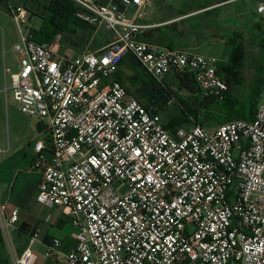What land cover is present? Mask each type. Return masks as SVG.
<instances>
[{
	"label": "built area",
	"instance_id": "built-area-1",
	"mask_svg": "<svg viewBox=\"0 0 264 264\" xmlns=\"http://www.w3.org/2000/svg\"><path fill=\"white\" fill-rule=\"evenodd\" d=\"M6 1L21 34L14 97L50 131L49 143L32 149L36 199L60 208L75 228L66 263L264 264V97L251 120L171 131L157 106L141 103L118 78L127 55L158 82L193 73L206 94L220 98L228 84L216 56L139 39L149 0H74L76 18L112 32L102 49L76 57L62 54L61 35L36 41L30 11ZM257 10L264 12V0ZM19 218V207L0 200V238L12 264L60 254L63 239L44 242L39 232L19 253Z\"/></svg>",
	"mask_w": 264,
	"mask_h": 264
},
{
	"label": "crops",
	"instance_id": "crops-1",
	"mask_svg": "<svg viewBox=\"0 0 264 264\" xmlns=\"http://www.w3.org/2000/svg\"><path fill=\"white\" fill-rule=\"evenodd\" d=\"M40 1L42 0H14V4L26 5V2L27 6L32 8L30 22L34 30L38 32L44 25V18L39 9ZM95 1L100 4L116 2V0ZM258 2L259 0H149L143 10V16L138 18L139 22L147 25L139 35V39L165 47L179 48L188 53L212 54L219 61H225L227 58L226 38L230 32H238L245 39L244 76L246 78L245 85L248 87L259 62L262 60L264 63V12L257 10ZM137 9L136 6H131L128 9L129 15L136 17ZM1 10L9 13L6 0H0ZM89 26L88 28L72 26L70 30L55 36H62V54L68 57H76L87 50H100L112 40V32L105 26ZM101 27H105L108 33L101 34ZM67 33L83 38L77 41L74 36L67 40ZM37 35L44 41H48L50 37L47 30L39 32ZM67 41L70 42V45H67ZM222 45L225 46V51L220 56L218 51ZM205 49L210 52L203 53ZM6 68L9 67L4 63V86L0 88V91L4 90L5 93L9 90L7 84L9 72H5ZM137 74H139V70L136 73L127 66L119 67L117 76L121 78V82L131 91L132 95L139 89L137 86L140 87V84L132 86L128 78H132L134 82H139L140 78ZM159 83L168 86L169 83H174L177 86L178 80L176 75L170 73L164 77L163 82ZM175 96L173 95L170 103L175 101ZM34 127L37 132L34 137L35 142L46 139V142L49 143L50 131L46 129V123L39 122ZM8 133L9 124L7 121L2 130L0 126V143L4 144V147H1V152H4V155L0 158V200L6 203L8 208L19 207L20 209V218L14 236L19 249L23 250L28 243L30 234L39 232L44 242L46 237L48 240L52 237H60L52 229H57L56 227H61L71 220L63 214L60 208L45 206L37 201L40 174L32 169L34 163L32 155L27 152L24 161L20 164L17 163L16 152L11 151ZM1 134L4 137V143L1 142ZM22 168H25L24 171ZM32 204L41 205L48 215L55 216V221L53 223L46 222V225L42 227L43 222L38 223L40 220L37 221L36 214L30 210ZM74 232L72 231L70 235L65 237H60L63 239L64 245L58 256L63 259V262L61 263L59 260L58 264H67L64 255L74 247ZM42 246L44 247L43 244ZM40 256L43 255H39L38 258ZM0 264H12L2 238H0Z\"/></svg>",
	"mask_w": 264,
	"mask_h": 264
},
{
	"label": "trees",
	"instance_id": "trees-1",
	"mask_svg": "<svg viewBox=\"0 0 264 264\" xmlns=\"http://www.w3.org/2000/svg\"><path fill=\"white\" fill-rule=\"evenodd\" d=\"M25 4L24 6L32 12V8L27 6L26 2ZM39 9L44 18V25L39 32L47 30L50 37L48 41H44L38 38L39 32L34 30V38L38 42H50L58 33H64L72 26L90 27L76 18L78 6L74 0H42L39 2ZM244 43V37L238 32H230L226 38L227 58L218 63L219 73L228 84V90L223 98L206 94L193 73L176 75L180 91L186 93V96H181L170 86L162 85L149 76L132 55H127L120 67L127 66L136 73L139 70L137 74L140 78L139 82L128 78L132 86L140 84L133 95L146 106L156 105L161 115L162 111L168 109L173 95H176L175 101L172 102L177 104L176 111L166 121L163 119L165 127L171 131L192 123L206 126L209 121H215L219 125L237 118L251 120L255 116L258 103L263 98L264 63L262 60L259 62L249 86L243 90L246 83ZM128 91L131 93L130 90ZM48 241L46 237L45 242ZM45 264H58V262L48 259Z\"/></svg>",
	"mask_w": 264,
	"mask_h": 264
},
{
	"label": "rangeland",
	"instance_id": "rangeland-1",
	"mask_svg": "<svg viewBox=\"0 0 264 264\" xmlns=\"http://www.w3.org/2000/svg\"><path fill=\"white\" fill-rule=\"evenodd\" d=\"M3 29V30H2ZM101 34H107L108 31L105 27H101ZM75 36V40L80 41L83 37ZM71 33H67V40L72 39L74 37ZM21 41V34L18 28V24L11 15V13L1 10L0 11V88L4 86V63L11 69L8 73L7 84L9 90L5 93L4 90L0 91V126L1 130L5 127V123L8 121L9 124V143L11 144V151L16 152V161L22 163L25 159V154L28 152L32 155L34 160L35 154L32 152L33 145L35 143V135L37 134L36 126L37 123H41V121L32 118L30 115L23 113L18 103L14 97V92L11 87V73L18 71L19 69V56L17 51L14 49L15 45ZM67 45H70L69 41L66 42ZM207 49V48H206ZM203 50V53H209V50ZM225 51V46L222 45L218 54L221 56ZM212 55V54H207ZM169 86L173 88L177 93L181 96H186L185 91H180L178 85L176 86L174 83H169ZM247 86L245 85L243 90H246ZM6 96V99H5ZM264 97V95H263ZM177 109L176 103H171L168 106L166 111H162V117L164 121H166ZM47 121H45L46 123ZM218 124L215 121H209L207 123V127L213 128ZM7 138V136L5 135ZM2 143H4V137L1 134ZM30 144V145H29ZM0 147H4V144L0 143ZM29 145V146H28ZM4 152L0 151V158H2ZM14 161V160H13ZM24 171L25 168H22ZM117 186V185H115ZM32 213H35L37 216L38 223H42V227L46 225V217L48 213H46L45 209L39 204H32L30 208ZM45 222V223H44ZM34 227V226H33ZM57 229H52L53 232H57L60 237H65L66 235H70L72 231H75L74 226L69 221L66 224H63L61 227H56ZM70 237V236H69ZM39 244V243H38ZM19 253H21V249L18 247ZM40 251H44V247L40 248ZM53 261L61 263L63 262L62 258L58 255H55L51 258ZM48 259H45L43 256H40L37 259L35 264H45Z\"/></svg>",
	"mask_w": 264,
	"mask_h": 264
}]
</instances>
